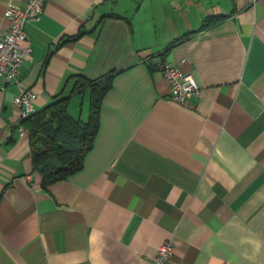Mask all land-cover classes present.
I'll list each match as a JSON object with an SVG mask.
<instances>
[{
	"label": "crops",
	"instance_id": "1",
	"mask_svg": "<svg viewBox=\"0 0 264 264\" xmlns=\"http://www.w3.org/2000/svg\"><path fill=\"white\" fill-rule=\"evenodd\" d=\"M26 2L0 0V37ZM27 29L20 76L0 83V264H148L166 239L172 264H264V0H47ZM161 57L201 86L190 106ZM110 72L83 167L45 186L20 87L39 110Z\"/></svg>",
	"mask_w": 264,
	"mask_h": 264
},
{
	"label": "trees",
	"instance_id": "2",
	"mask_svg": "<svg viewBox=\"0 0 264 264\" xmlns=\"http://www.w3.org/2000/svg\"><path fill=\"white\" fill-rule=\"evenodd\" d=\"M224 16L209 17L204 26ZM80 35H75V38ZM183 38H176L170 46ZM113 74L110 72L98 78L74 75L75 81L69 94L58 95L22 120L30 135L33 170L41 175L45 186L66 179L83 167L100 126L102 101L111 87ZM86 89L90 94V113L84 119L71 113L70 100L73 93Z\"/></svg>",
	"mask_w": 264,
	"mask_h": 264
},
{
	"label": "built area",
	"instance_id": "3",
	"mask_svg": "<svg viewBox=\"0 0 264 264\" xmlns=\"http://www.w3.org/2000/svg\"><path fill=\"white\" fill-rule=\"evenodd\" d=\"M253 2L256 0H252ZM47 0H27L25 5L10 3L5 16L10 22L9 30L0 37V83L17 81L20 68L25 57L31 53V47L24 45L29 33L27 23L38 20L45 8ZM158 67L169 83L170 98L190 106L193 98L202 95L201 86L190 72L182 70L178 64L167 58L158 60ZM37 93L28 86H21L15 97V103L20 107L22 120L35 111ZM20 129L27 128L21 124ZM174 243L166 239L157 249L156 254L149 259L148 264H172Z\"/></svg>",
	"mask_w": 264,
	"mask_h": 264
},
{
	"label": "rangeland",
	"instance_id": "4",
	"mask_svg": "<svg viewBox=\"0 0 264 264\" xmlns=\"http://www.w3.org/2000/svg\"><path fill=\"white\" fill-rule=\"evenodd\" d=\"M88 109H89V97L87 96V99L85 101V110L83 111V118L84 119H87V117H88Z\"/></svg>",
	"mask_w": 264,
	"mask_h": 264
}]
</instances>
